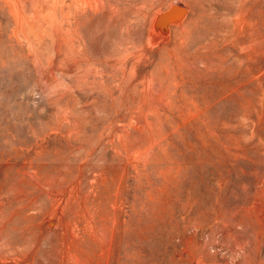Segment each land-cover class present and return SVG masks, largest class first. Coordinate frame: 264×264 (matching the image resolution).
Segmentation results:
<instances>
[{"label":"rangeland","instance_id":"rangeland-1","mask_svg":"<svg viewBox=\"0 0 264 264\" xmlns=\"http://www.w3.org/2000/svg\"><path fill=\"white\" fill-rule=\"evenodd\" d=\"M0 264H264V0H0Z\"/></svg>","mask_w":264,"mask_h":264},{"label":"water","instance_id":"water-1","mask_svg":"<svg viewBox=\"0 0 264 264\" xmlns=\"http://www.w3.org/2000/svg\"><path fill=\"white\" fill-rule=\"evenodd\" d=\"M186 13L187 9L185 7L177 4L172 5L167 11L159 15L161 22L164 24V27L161 28V30L167 28L172 22H178L182 20Z\"/></svg>","mask_w":264,"mask_h":264},{"label":"bare ground","instance_id":"bare-ground-1","mask_svg":"<svg viewBox=\"0 0 264 264\" xmlns=\"http://www.w3.org/2000/svg\"><path fill=\"white\" fill-rule=\"evenodd\" d=\"M75 2H76V1H75ZM73 3H74V2H73ZM60 5H61V4H60ZM66 6H67V5H66ZM251 6H254V5H251ZM249 8H250V5H249ZM251 8H252V7H251ZM251 8H250V9H251ZM253 8H254V7H253ZM253 8H252V9H253ZM68 10H69V8H68ZM245 10H246V9H245ZM253 10H254V9H253ZM51 12H52V10H51ZM69 12L71 13V10H69ZM61 13H62V12H61ZM77 13H78V12H77ZM63 14H64V13H63ZM75 16H76V15H75ZM75 18H76V17H75ZM154 20H155V19H154ZM69 21H70V20H69ZM241 22H243V21H241ZM154 24H155V23H154ZM152 26H153V25H152ZM153 28H154V27H153ZM241 28H242V27H241Z\"/></svg>","mask_w":264,"mask_h":264}]
</instances>
